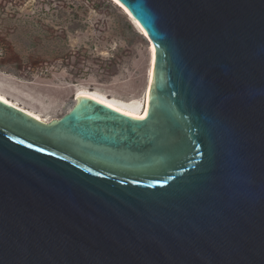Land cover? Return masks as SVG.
<instances>
[{"label": "water", "instance_id": "obj_1", "mask_svg": "<svg viewBox=\"0 0 264 264\" xmlns=\"http://www.w3.org/2000/svg\"><path fill=\"white\" fill-rule=\"evenodd\" d=\"M154 51L141 119L0 100V264H264V0H114Z\"/></svg>", "mask_w": 264, "mask_h": 264}, {"label": "rangeland", "instance_id": "obj_2", "mask_svg": "<svg viewBox=\"0 0 264 264\" xmlns=\"http://www.w3.org/2000/svg\"><path fill=\"white\" fill-rule=\"evenodd\" d=\"M125 15L107 0H0V88L48 120L78 88L141 98L149 43Z\"/></svg>", "mask_w": 264, "mask_h": 264}, {"label": "bare ground", "instance_id": "obj_3", "mask_svg": "<svg viewBox=\"0 0 264 264\" xmlns=\"http://www.w3.org/2000/svg\"><path fill=\"white\" fill-rule=\"evenodd\" d=\"M107 1H109V0H107ZM111 1H113V4L115 3V6L118 5L121 8L122 12L125 13L128 16V18L133 22V24L136 26V28L140 31L141 35H144L146 37L145 33L137 25V23L131 18V16L119 4H117L114 0H111ZM148 47H149V49H148L149 65H148V70H147L146 84H145V88L143 90V95L141 98H139V99H137V98L123 99V98H118V97H108L105 94L100 93V92L87 91L85 89H79L78 88L77 91L75 92L74 96H73L74 99L78 98L79 96L87 97V98H90V99L95 100L97 102H100V103L108 106L109 108L116 110L117 112L123 113V114L130 116L132 118L141 119L138 117H143V114L146 110V101H147L148 92H149V86H150L151 75H152V70H153V60H154V51H153V48H152L150 43L148 44ZM0 100L6 102L7 104H9L11 106L18 108L19 110L23 111L27 115L32 116L41 122L48 123L51 121L48 119H44L43 117H41L38 114V112L27 107L24 103L19 102L16 98L9 97L2 90V88H0ZM73 104H74V101H73L72 105H70L69 108L65 111L66 113L70 110V108L73 106Z\"/></svg>", "mask_w": 264, "mask_h": 264}, {"label": "snow or ice", "instance_id": "obj_4", "mask_svg": "<svg viewBox=\"0 0 264 264\" xmlns=\"http://www.w3.org/2000/svg\"><path fill=\"white\" fill-rule=\"evenodd\" d=\"M78 99H79V97H78ZM138 118H142V117H138Z\"/></svg>", "mask_w": 264, "mask_h": 264}]
</instances>
